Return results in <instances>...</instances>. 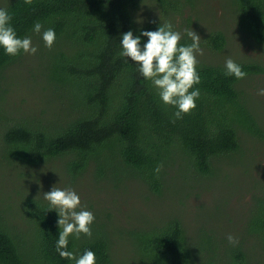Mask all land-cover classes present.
Masks as SVG:
<instances>
[{"label": "trees", "instance_id": "trees-1", "mask_svg": "<svg viewBox=\"0 0 264 264\" xmlns=\"http://www.w3.org/2000/svg\"><path fill=\"white\" fill-rule=\"evenodd\" d=\"M141 2L154 3L161 12L140 19ZM192 2L32 0L29 5L24 0H0V9L11 15L18 37L30 36L42 56L32 86L36 102L17 103L7 73L22 67L28 54L12 57L0 48V172L37 170L60 160L71 176L93 168L106 181L133 180L154 195L166 190L176 195L216 177L221 158L251 163L242 150L245 136L264 139V131L256 113L259 107L250 100L245 81L264 75V65L235 59L246 78L226 76L225 61H214L226 46V35L218 29L191 26L190 18L182 14ZM230 2L238 30L264 44V0ZM36 22L43 25L40 34L33 31ZM165 23L181 33V45L192 43L185 29L201 37L200 83L190 89L198 88L200 96L196 108L182 119H175L177 109L162 102L138 66L119 55L122 33L132 30L135 36ZM48 28L56 33L51 49L42 39ZM146 42L147 37H141V46ZM158 166L161 171L156 173ZM16 189L0 187V264H74L56 251L61 230L57 212L49 211L42 194ZM249 191L241 225L246 243L215 240L202 229L189 236L173 215L143 217L124 230L111 224L115 228L111 232L94 215L92 236L69 237L68 250L77 255L92 250L96 264H125L117 261L111 246L117 234L136 264H261L264 176L253 178Z\"/></svg>", "mask_w": 264, "mask_h": 264}, {"label": "rangeland", "instance_id": "rangeland-1", "mask_svg": "<svg viewBox=\"0 0 264 264\" xmlns=\"http://www.w3.org/2000/svg\"><path fill=\"white\" fill-rule=\"evenodd\" d=\"M153 4L141 2L137 17L151 19L152 15L161 12ZM233 10L230 0H193L185 5L182 17L190 18V25L203 31L218 29L224 32L226 46L221 53L214 55V61L244 59L264 65V44L255 43L238 30ZM38 54H28L22 67H14L7 73L17 103L36 102L32 86L39 77L37 74L42 56ZM245 85L248 86L250 100L259 107L256 113L262 119L264 131V95L259 94L264 89V75L251 77L245 81ZM242 150L243 154L252 158L251 163L248 164L244 158H221L216 164V177L191 184L176 195L168 190L154 195L133 180L106 181L98 177L93 168L71 176L60 160L42 165L37 170L3 169L0 172V187L17 188V191L30 189L43 196L53 185L60 189L70 187L79 195L81 207L104 220L110 232L115 229L112 225L124 230L143 217L173 215L181 221L189 236L202 229L215 240L227 239L232 235L237 242L246 243L242 239L245 235L241 225L249 207L252 179L264 176V139L245 136ZM21 171L25 175H19ZM116 235L111 246L115 249L117 261L136 264L131 253L121 247L122 240ZM261 264H264V259H261Z\"/></svg>", "mask_w": 264, "mask_h": 264}, {"label": "clouds", "instance_id": "clouds-1", "mask_svg": "<svg viewBox=\"0 0 264 264\" xmlns=\"http://www.w3.org/2000/svg\"><path fill=\"white\" fill-rule=\"evenodd\" d=\"M31 4L32 0H24ZM12 17L6 9H0V48L6 55L15 57L23 54L34 55L37 47L33 46L30 36L18 37L11 24ZM43 25L36 22L33 31L41 33ZM192 43L181 45V33L173 30L171 23L160 24L155 31L142 30L139 35L132 30L122 33L120 41L121 57H126L138 66V72L144 79L151 81L157 94L165 105L177 109L175 119H182L196 108V100L200 96L199 89H193L200 83L197 71L199 63L197 55H203L199 42L201 37L193 29H185ZM141 37H147V42L141 46ZM42 39L49 49L56 40L55 30L48 28L42 32ZM226 76L244 79L247 73L231 58L225 61ZM264 95V89L259 92ZM161 171V166L155 169ZM44 199L49 203V211L55 210L58 214L57 226L61 229L58 233L56 251L62 259L73 261L74 264H96V254L86 249L81 255L68 250L69 237L79 239L81 235L91 237V225L95 221L94 214L81 207V199L72 188L60 189L52 186L51 190L44 193ZM229 243H236V239L229 235Z\"/></svg>", "mask_w": 264, "mask_h": 264}]
</instances>
